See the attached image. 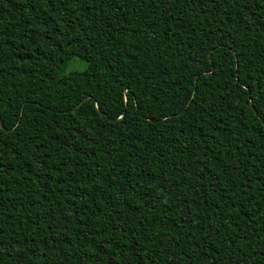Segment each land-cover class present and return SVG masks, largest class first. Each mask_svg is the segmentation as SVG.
Instances as JSON below:
<instances>
[{"label": "trees", "instance_id": "16d2710c", "mask_svg": "<svg viewBox=\"0 0 264 264\" xmlns=\"http://www.w3.org/2000/svg\"><path fill=\"white\" fill-rule=\"evenodd\" d=\"M0 264H264V0H0Z\"/></svg>", "mask_w": 264, "mask_h": 264}, {"label": "rangeland", "instance_id": "374dc122", "mask_svg": "<svg viewBox=\"0 0 264 264\" xmlns=\"http://www.w3.org/2000/svg\"><path fill=\"white\" fill-rule=\"evenodd\" d=\"M87 68V63L84 62L83 60L79 59V58H74L73 60H71L67 66V69L65 71V75L71 73V72H81L86 70Z\"/></svg>", "mask_w": 264, "mask_h": 264}]
</instances>
